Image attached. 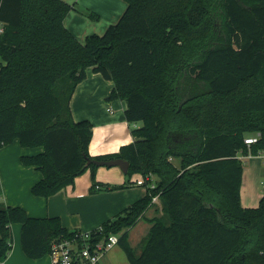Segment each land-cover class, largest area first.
Instances as JSON below:
<instances>
[{
    "label": "trees",
    "instance_id": "trees-1",
    "mask_svg": "<svg viewBox=\"0 0 264 264\" xmlns=\"http://www.w3.org/2000/svg\"><path fill=\"white\" fill-rule=\"evenodd\" d=\"M123 1L118 24L81 42L65 26L66 0H0V149L44 148L23 164L43 173L32 193L47 199L87 170L92 194L156 176V188L146 182L147 196L102 226L128 264H264V196L256 208L241 203L243 161L264 152V0ZM90 70L114 85L110 99L126 101L128 123H142L117 154L91 157L94 127L70 109ZM86 158L129 162L127 182L98 181ZM157 196L169 221H149L137 253L129 231ZM16 224L31 260L76 233L0 204V262Z\"/></svg>",
    "mask_w": 264,
    "mask_h": 264
},
{
    "label": "crops",
    "instance_id": "crops-1",
    "mask_svg": "<svg viewBox=\"0 0 264 264\" xmlns=\"http://www.w3.org/2000/svg\"><path fill=\"white\" fill-rule=\"evenodd\" d=\"M66 1L73 9L65 19V26L81 42L91 35L102 36L111 26L119 23L127 8L123 0ZM89 10L99 11L100 21L97 23L90 21L87 14ZM113 89L114 85L111 82L90 70L88 78L77 86L70 104L75 121H89L94 127L93 138L89 146V154L93 158L119 153L123 146L135 141L133 129L142 126V123H128L126 101L110 99ZM43 152L42 147L25 148L18 140L0 149V204L2 206L21 207L30 217L35 218L58 217L69 231L88 232L100 228L109 220H114L148 194V189L142 182V176L140 180L139 175L132 179V185L127 189L103 190L98 194H92L90 192L91 170H87L77 177L74 186L65 188L49 199L35 196L32 189L44 179V176L39 168L24 165L23 158L34 157ZM262 156L264 157V152L251 159H260ZM244 176L241 189L242 206L256 208L248 207L244 201V199H250V196L243 190ZM97 180L110 185H123L127 182V177L122 171L98 169ZM263 196V194L258 195L259 202ZM159 204L156 217L162 218L165 214L162 211L161 202ZM147 214L143 220L151 227ZM141 221L129 231V235L141 224ZM12 231L13 249L5 264H49L48 256L39 260H31L25 255L21 244L22 226L20 224L13 225ZM147 234L142 238L144 241ZM117 249L123 250L120 246ZM107 259L106 255L102 262L108 263ZM124 259L125 264H128V259L126 257Z\"/></svg>",
    "mask_w": 264,
    "mask_h": 264
},
{
    "label": "built area",
    "instance_id": "built-area-1",
    "mask_svg": "<svg viewBox=\"0 0 264 264\" xmlns=\"http://www.w3.org/2000/svg\"><path fill=\"white\" fill-rule=\"evenodd\" d=\"M0 33H3L2 26H0ZM258 137L259 135L247 138L245 143L251 146L258 142ZM152 181L153 176L151 175L142 179L143 184L151 182L148 184L151 189L155 187ZM158 201L159 196L153 198L154 203ZM103 231L102 226L94 231H75L74 238L63 239L55 243L48 256L49 264H101L106 254L119 245L118 235L103 236L101 235ZM0 264H5V262H0Z\"/></svg>",
    "mask_w": 264,
    "mask_h": 264
},
{
    "label": "rangeland",
    "instance_id": "rangeland-1",
    "mask_svg": "<svg viewBox=\"0 0 264 264\" xmlns=\"http://www.w3.org/2000/svg\"><path fill=\"white\" fill-rule=\"evenodd\" d=\"M87 14H88V19L92 21L93 23H97L98 21H100L99 15L101 16V14L99 11L89 10ZM1 63H3V61L0 57V64ZM174 163L176 166L178 167L180 166L179 161L174 160ZM243 163H244L243 168L245 172L243 190L244 192H246L245 194L250 196L249 200L244 199V201L246 205H248V207H257L259 204L258 195L259 194L264 195V157L262 156V158L260 159H245ZM98 169L116 170L118 172H121L120 171L121 169L119 167H113L110 169H108L107 167H99ZM113 179H116V178H113ZM140 180H141V177H140ZM157 180H158L157 177L153 176V181L155 182V184ZM155 188H156V185H155ZM159 203H160V199L157 203H155V207L147 214L148 221H151L157 218L156 211L158 210L157 207H160ZM160 219L164 220L165 222L169 221V217L166 215L162 216V218ZM149 227L150 225L145 220H142L141 224L138 225L134 230H132L129 235L130 244L135 250H137V253H140L139 250L143 246V242H144L142 238L147 234ZM117 247H115L108 254H106L108 257L107 259L108 263L106 264H125L124 258L125 257L127 258V256L123 250L121 251V249L119 250L117 249ZM102 264H105L104 261L102 262Z\"/></svg>",
    "mask_w": 264,
    "mask_h": 264
},
{
    "label": "water",
    "instance_id": "water-1",
    "mask_svg": "<svg viewBox=\"0 0 264 264\" xmlns=\"http://www.w3.org/2000/svg\"><path fill=\"white\" fill-rule=\"evenodd\" d=\"M87 160V167H90L92 165L96 167H107V168H113V167H119L121 171L124 174H127L130 168V163L123 160V159H116V160H93L90 158H86Z\"/></svg>",
    "mask_w": 264,
    "mask_h": 264
}]
</instances>
